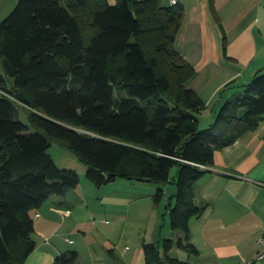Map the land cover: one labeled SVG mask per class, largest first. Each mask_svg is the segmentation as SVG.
<instances>
[{
	"label": "trees",
	"instance_id": "trees-1",
	"mask_svg": "<svg viewBox=\"0 0 264 264\" xmlns=\"http://www.w3.org/2000/svg\"><path fill=\"white\" fill-rule=\"evenodd\" d=\"M180 3L159 0H16L0 21V264H21L33 249L32 211L79 175L59 166L49 138L62 140L96 185L117 177L165 184L177 166L169 207L175 239L162 250L143 244L152 264H188L189 219L202 207L192 184L213 164L215 149L264 119V67L225 99L204 128L205 104L188 82L194 68L175 48ZM132 39V40H131ZM221 50L226 56L225 32ZM123 93V94H122ZM44 131L30 130L20 117ZM162 186L153 195L158 202ZM77 251L55 256L69 264Z\"/></svg>",
	"mask_w": 264,
	"mask_h": 264
},
{
	"label": "crops",
	"instance_id": "crops-1",
	"mask_svg": "<svg viewBox=\"0 0 264 264\" xmlns=\"http://www.w3.org/2000/svg\"><path fill=\"white\" fill-rule=\"evenodd\" d=\"M15 2L0 0V21ZM176 2L182 17L174 45L195 70L188 86L205 104L196 115L199 126H206L222 102L264 67V0ZM223 32L226 56L220 50ZM20 117L27 119L21 111ZM74 157L65 159L72 164L65 168L74 169L79 181L50 194L32 211L34 247L21 264H54L56 255L69 250L77 251L69 264H152L143 244L154 243L161 251L163 239L179 235L167 216L175 190L168 197L166 186L154 202L156 189L163 186L158 182L117 177L96 185L86 177V165ZM191 191L203 208L188 223V240L197 251L173 244L168 255L188 264H264L256 258L257 238L264 235V119L215 149L213 164Z\"/></svg>",
	"mask_w": 264,
	"mask_h": 264
},
{
	"label": "rangeland",
	"instance_id": "rangeland-1",
	"mask_svg": "<svg viewBox=\"0 0 264 264\" xmlns=\"http://www.w3.org/2000/svg\"><path fill=\"white\" fill-rule=\"evenodd\" d=\"M110 1L114 3V0H110ZM220 50H221V46H220ZM221 52H222V50H221ZM21 112L25 116H27L25 110L21 109ZM200 114H202V113H200ZM203 114H207V113H203ZM23 120L29 125L30 130L40 131L42 134H44V135L47 136V134L44 131H42L41 129H38L36 127H34L33 125H31L26 118H23ZM208 125L209 124H207L206 126H203V124H201V126H199V127L202 129L204 127H207ZM49 142H50V145H49V153H51V155L56 159L58 165H66V166H63V167H70V165H72V164L70 163V161L69 162H66L65 159L66 158H70V157L71 158H76V157H74V154L71 151V149L65 143H63L62 140H59V139H56V138H49ZM61 157H65V158H62L65 162H61ZM74 160H76V159H74ZM77 162H79V161H77ZM176 172H177V166L174 165V166H172V168L169 171V181L162 186L163 189H164V191L166 190V186H167V190L166 191L168 192V194H167L168 197L170 196V193H171L170 192V189L173 188L175 190V184L172 183V179H176ZM167 213H168L167 216L169 217V212H167Z\"/></svg>",
	"mask_w": 264,
	"mask_h": 264
},
{
	"label": "built area",
	"instance_id": "built-area-1",
	"mask_svg": "<svg viewBox=\"0 0 264 264\" xmlns=\"http://www.w3.org/2000/svg\"><path fill=\"white\" fill-rule=\"evenodd\" d=\"M176 0H172V2L174 3ZM257 242L260 246V249L257 253L256 258L258 260H264V235H259L257 238Z\"/></svg>",
	"mask_w": 264,
	"mask_h": 264
},
{
	"label": "water",
	"instance_id": "water-1",
	"mask_svg": "<svg viewBox=\"0 0 264 264\" xmlns=\"http://www.w3.org/2000/svg\"><path fill=\"white\" fill-rule=\"evenodd\" d=\"M208 169H209V167H208Z\"/></svg>",
	"mask_w": 264,
	"mask_h": 264
}]
</instances>
